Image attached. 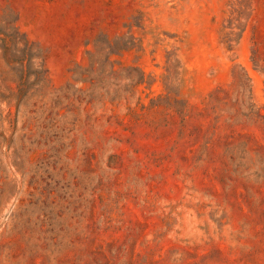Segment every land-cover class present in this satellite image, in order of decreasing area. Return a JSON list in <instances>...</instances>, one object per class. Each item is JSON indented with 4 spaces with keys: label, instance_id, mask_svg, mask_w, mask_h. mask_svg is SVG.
I'll list each match as a JSON object with an SVG mask.
<instances>
[{
    "label": "rangeland",
    "instance_id": "1",
    "mask_svg": "<svg viewBox=\"0 0 264 264\" xmlns=\"http://www.w3.org/2000/svg\"><path fill=\"white\" fill-rule=\"evenodd\" d=\"M0 264H264V0H0Z\"/></svg>",
    "mask_w": 264,
    "mask_h": 264
}]
</instances>
